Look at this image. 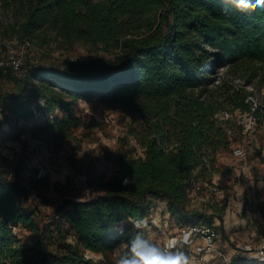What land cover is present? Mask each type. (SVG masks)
<instances>
[{
	"label": "trees",
	"instance_id": "1",
	"mask_svg": "<svg viewBox=\"0 0 264 264\" xmlns=\"http://www.w3.org/2000/svg\"><path fill=\"white\" fill-rule=\"evenodd\" d=\"M0 14L6 17L0 18V31L24 43L44 46L58 39L68 46L118 50L114 60L29 62L20 76L4 67L0 117L18 123L39 108L47 142L59 146L82 125L80 100L121 106L143 118L135 137L144 148L137 154L124 140L118 153L108 152L113 177L95 168L87 173L89 186L103 192L84 201L64 199L55 213L61 219L49 222H39L37 209L27 204L29 189L20 170L0 164V264H99L86 251L107 257L134 223L143 225L158 199L179 223L222 218V209L211 214L189 209L187 190L229 145L217 113L264 115L258 91L264 87V8L242 13L223 0H0ZM219 62L252 88H233L229 106L209 88ZM70 161L76 165L75 156ZM17 227L34 234L32 243L16 235ZM51 241L58 243L55 252Z\"/></svg>",
	"mask_w": 264,
	"mask_h": 264
},
{
	"label": "rangeland",
	"instance_id": "2",
	"mask_svg": "<svg viewBox=\"0 0 264 264\" xmlns=\"http://www.w3.org/2000/svg\"><path fill=\"white\" fill-rule=\"evenodd\" d=\"M0 18L6 21V17L2 14ZM117 51L96 48L83 43L68 46L58 39L50 40L49 45L39 46L32 42L24 43L16 36L8 37L0 31V59L9 60L15 57L21 60L23 66L29 62L59 65L66 58L84 61L114 60ZM222 65L221 62L218 63L215 69L218 76L210 83L209 88H212L215 97L220 98L226 106H229L228 94L233 88L245 87L247 90L252 88L249 85H243V81L226 73ZM17 74L22 75V73ZM12 87V84L6 86L8 89ZM258 91L263 97L261 104L264 114V87ZM249 99L254 105L259 103V100L252 96H249ZM77 112L82 118V125L75 128L73 136L64 140L59 146H51L47 142L46 134L41 130L44 116L39 108L34 117L20 120L18 123L12 117L8 119L0 117L2 122L0 164L5 170H20L29 189L27 204L37 209L35 216L39 222H49L55 216L57 206L64 199L81 200L102 193L101 189L89 186L87 173L91 168H95L96 171L105 172V178H112L115 168L107 159L106 154L108 152L118 153L120 147L126 143L123 142L124 140L135 146L137 154L142 153V146L135 137L142 130L143 118L141 116L121 106H107L97 101L88 103L84 100L79 101ZM225 112L217 113L216 117L226 129L229 145L219 149L215 161L211 163L209 173L204 177H198L208 178L223 187L233 185L234 178H264V115L260 119H255L239 109L234 112ZM72 156L76 158L75 166L70 161ZM244 164L247 167L242 170ZM40 170H44L41 172L46 175L39 176ZM245 191L247 198H253L255 216L264 223L263 184L259 183L254 188ZM165 202L161 199L155 200L151 215L155 217L156 222L148 221L139 226L134 223L128 233V238L107 257L102 253L95 254L103 258L105 264H116L118 259L125 258L131 235H140L163 248L165 234L160 228H168V232L175 231L178 224L177 219L168 212ZM188 208L208 214L215 211L221 212L222 209V218L216 215L213 220L216 222L220 219V227L222 226V231L227 237L233 232L235 221L243 217L237 214L238 208L235 202H218L216 198H208L203 193L191 196L188 200ZM168 213L169 218H167ZM58 218L61 219V217ZM64 228H69L66 223ZM15 233L24 243L30 244L34 240V234L22 227L15 228ZM221 244L224 245L223 242ZM234 247L235 244L226 245L222 249L225 253L231 254ZM50 248L55 252L58 249V243L51 241ZM211 263L223 264V260L216 258L212 259Z\"/></svg>",
	"mask_w": 264,
	"mask_h": 264
},
{
	"label": "built area",
	"instance_id": "3",
	"mask_svg": "<svg viewBox=\"0 0 264 264\" xmlns=\"http://www.w3.org/2000/svg\"><path fill=\"white\" fill-rule=\"evenodd\" d=\"M8 65L17 73H24L25 71L21 60L11 57L9 60L0 59V72ZM141 149L143 151L144 148ZM240 153H242V150H240ZM246 167L247 165L244 164L242 170ZM41 171L44 170H40L41 174L39 176L46 175V173L42 174ZM259 183L264 186V178H234L233 185L225 187L214 183L208 178H192L191 185L187 190L189 198L203 193L208 198H216L218 202H235L238 208L237 214L243 217L235 221L234 230L228 237L223 233L222 226L220 227V219L213 223L201 221L178 222L175 231L171 230L169 232L168 228H160L165 234L164 246H170V250L173 252L183 253L189 264H212L211 260L216 258H222L223 264H236L240 261L249 264L264 262V223L258 220L254 214L253 198H247L245 195V190L254 188ZM90 198L85 197L81 200L84 201ZM169 217L170 214L168 213L167 218ZM149 218L145 219L143 224L148 221L156 222L153 215H151V220ZM136 224L138 225V223ZM235 237L238 239L236 240ZM68 241L75 243V236H69ZM233 244H235V247L232 249L231 254L225 253L222 249L223 246ZM90 253L92 252L86 251L85 256L99 264H105L103 258L90 255Z\"/></svg>",
	"mask_w": 264,
	"mask_h": 264
},
{
	"label": "clouds",
	"instance_id": "4",
	"mask_svg": "<svg viewBox=\"0 0 264 264\" xmlns=\"http://www.w3.org/2000/svg\"><path fill=\"white\" fill-rule=\"evenodd\" d=\"M223 3L242 13L257 7L264 8V0H223ZM127 179L125 177L124 182ZM127 248L126 257L118 259L117 264H189L183 253L171 251L168 245L158 247L140 235L134 236Z\"/></svg>",
	"mask_w": 264,
	"mask_h": 264
},
{
	"label": "crops",
	"instance_id": "5",
	"mask_svg": "<svg viewBox=\"0 0 264 264\" xmlns=\"http://www.w3.org/2000/svg\"><path fill=\"white\" fill-rule=\"evenodd\" d=\"M166 203V202H165ZM166 205V204H165Z\"/></svg>",
	"mask_w": 264,
	"mask_h": 264
}]
</instances>
